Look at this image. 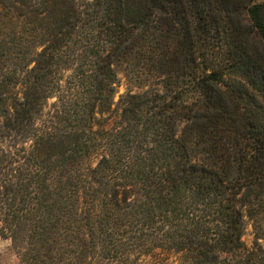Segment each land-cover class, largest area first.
<instances>
[{"label": "trees", "instance_id": "obj_1", "mask_svg": "<svg viewBox=\"0 0 264 264\" xmlns=\"http://www.w3.org/2000/svg\"><path fill=\"white\" fill-rule=\"evenodd\" d=\"M167 63L95 127L119 65ZM0 237L21 264H264V2L0 0Z\"/></svg>", "mask_w": 264, "mask_h": 264}, {"label": "rangeland", "instance_id": "obj_2", "mask_svg": "<svg viewBox=\"0 0 264 264\" xmlns=\"http://www.w3.org/2000/svg\"><path fill=\"white\" fill-rule=\"evenodd\" d=\"M264 0H254V3H262ZM139 65L142 64L143 59L137 57L135 61ZM138 75H129L128 69L124 67V65H119L117 67V82L114 87L113 101L111 108L108 112L103 113L102 115H96L95 127L100 128H111L113 126L120 125V98L127 94L131 93H144V92H160L162 87L164 86L163 80L165 77H162V73L167 72L173 73V76H181V71L178 68L172 66L170 63H167L166 66L163 65L161 70L158 71L160 75L157 73L155 68L149 67L145 71L138 70L137 66H135ZM161 76V79L158 78ZM55 100H49V105L46 106L48 108L52 102ZM45 108V109H46ZM182 126L180 125L177 130V135L181 137L182 134ZM191 153L193 159L197 162H201L198 159V151L192 150ZM103 154L102 149H97L90 156L85 158L82 161V166L84 169L94 167L100 155ZM243 223L244 230L242 240L247 246H251L256 240L255 231L253 229L252 221L247 217L245 211H243ZM258 243L264 246V240L258 239ZM139 253H133L130 255L127 261L121 264H178L180 255L175 252L162 250L159 248H154L148 251H143L141 255ZM0 264H21L20 259L15 252L12 243L9 239H4L0 237ZM88 264H103L100 260H94ZM120 264V263H118Z\"/></svg>", "mask_w": 264, "mask_h": 264}]
</instances>
